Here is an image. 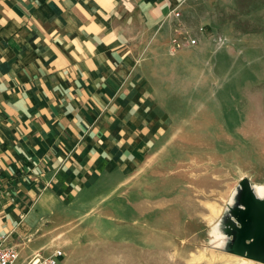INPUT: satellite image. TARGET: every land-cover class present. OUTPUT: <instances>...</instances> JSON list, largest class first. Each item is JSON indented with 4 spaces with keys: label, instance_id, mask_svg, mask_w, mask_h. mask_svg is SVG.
<instances>
[{
    "label": "crops",
    "instance_id": "0c3cea01",
    "mask_svg": "<svg viewBox=\"0 0 264 264\" xmlns=\"http://www.w3.org/2000/svg\"><path fill=\"white\" fill-rule=\"evenodd\" d=\"M189 1L0 0V244L16 264L34 230L158 165L173 112L133 40Z\"/></svg>",
    "mask_w": 264,
    "mask_h": 264
},
{
    "label": "rangeland",
    "instance_id": "374dc122",
    "mask_svg": "<svg viewBox=\"0 0 264 264\" xmlns=\"http://www.w3.org/2000/svg\"><path fill=\"white\" fill-rule=\"evenodd\" d=\"M135 34L140 64L173 112L161 137L170 145L146 177L89 207L69 206L47 236L20 240L22 264L55 249L59 264L240 257L225 248L232 237L211 228L235 206L228 200L240 181L264 188V0H190L163 26Z\"/></svg>",
    "mask_w": 264,
    "mask_h": 264
},
{
    "label": "water",
    "instance_id": "95a60500",
    "mask_svg": "<svg viewBox=\"0 0 264 264\" xmlns=\"http://www.w3.org/2000/svg\"><path fill=\"white\" fill-rule=\"evenodd\" d=\"M238 204L230 209L234 222H228L227 231L232 237L225 248L234 255L264 264V196L258 198L252 186L239 183ZM232 223V224H231Z\"/></svg>",
    "mask_w": 264,
    "mask_h": 264
},
{
    "label": "bare ground",
    "instance_id": "6f19581e",
    "mask_svg": "<svg viewBox=\"0 0 264 264\" xmlns=\"http://www.w3.org/2000/svg\"><path fill=\"white\" fill-rule=\"evenodd\" d=\"M253 191H254V194L258 197V198H262L264 196V188H260V189H257L256 186L253 185L252 187ZM239 191H240V187H237V189H235V191L232 193V195L230 196L228 202L230 203V205H235V204H238L237 202V196L239 194ZM230 210L228 211V213H226L222 219L220 221H217L215 222L213 225H212V230H214L216 233L219 234V237H221V235L223 236H226L228 235L226 232H225V227L227 225V221L229 218H227L228 216H230ZM224 244V243H223ZM226 245V243H225ZM215 258V255L214 254H211V257L209 258H206L207 259V262H209L210 260H214ZM204 259V255L203 253L199 254L198 256H196L193 260L195 261H201ZM214 262V261H213ZM221 264H259L255 261H250V260H247V259H244L242 257H237L236 259H230V258H226L224 260H221Z\"/></svg>",
    "mask_w": 264,
    "mask_h": 264
},
{
    "label": "built area",
    "instance_id": "2783aa9c",
    "mask_svg": "<svg viewBox=\"0 0 264 264\" xmlns=\"http://www.w3.org/2000/svg\"><path fill=\"white\" fill-rule=\"evenodd\" d=\"M189 44H195V40H190ZM62 255L60 250L55 249L49 256H40L33 264H57ZM19 256L18 250L15 247L0 244V264H16ZM32 261L26 264H31Z\"/></svg>",
    "mask_w": 264,
    "mask_h": 264
},
{
    "label": "trees",
    "instance_id": "16d2710c",
    "mask_svg": "<svg viewBox=\"0 0 264 264\" xmlns=\"http://www.w3.org/2000/svg\"><path fill=\"white\" fill-rule=\"evenodd\" d=\"M242 181L244 182V184H245L246 186L249 185V184L246 182V180H242ZM227 223H228V222H227ZM231 224H232V223H231ZM229 227H230V226L227 224V225H226V230H227V228L229 229Z\"/></svg>",
    "mask_w": 264,
    "mask_h": 264
},
{
    "label": "flooded vegetation",
    "instance_id": "af4514ba",
    "mask_svg": "<svg viewBox=\"0 0 264 264\" xmlns=\"http://www.w3.org/2000/svg\"><path fill=\"white\" fill-rule=\"evenodd\" d=\"M228 222H234L233 220H230V218L228 219ZM228 229V228H227ZM225 231H227L226 230V227H225ZM231 237V236H230Z\"/></svg>",
    "mask_w": 264,
    "mask_h": 264
}]
</instances>
